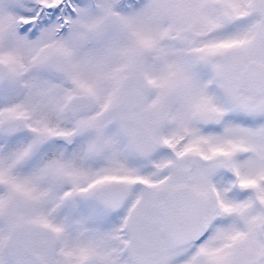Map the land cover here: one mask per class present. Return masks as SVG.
<instances>
[{
  "label": "snow or ice",
  "instance_id": "snow-or-ice-1",
  "mask_svg": "<svg viewBox=\"0 0 264 264\" xmlns=\"http://www.w3.org/2000/svg\"><path fill=\"white\" fill-rule=\"evenodd\" d=\"M0 264H264V0H0Z\"/></svg>",
  "mask_w": 264,
  "mask_h": 264
}]
</instances>
